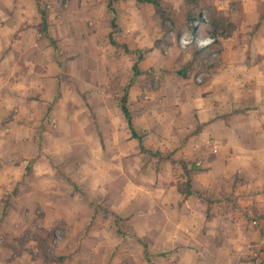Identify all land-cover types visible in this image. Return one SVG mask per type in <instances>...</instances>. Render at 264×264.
<instances>
[{
	"label": "rangeland",
	"instance_id": "obj_1",
	"mask_svg": "<svg viewBox=\"0 0 264 264\" xmlns=\"http://www.w3.org/2000/svg\"><path fill=\"white\" fill-rule=\"evenodd\" d=\"M38 1L49 15L48 36L41 31L37 0H0V28L14 29L11 44H0V96L8 92L0 113V161L22 175L20 184L0 194V264H149L138 238L148 243L156 264H201L193 257V223L183 207L193 197L181 193L184 169L141 153L120 102L133 81L129 104L145 145L176 152V161L201 169L193 175L203 172L205 159L186 146L202 129L198 121L200 131L191 130L195 112L232 111L221 117L227 124L249 117L240 100L251 90L249 105L258 103L260 87L245 75H258L253 63L260 57L251 41L261 22L246 19L241 0H199L206 22L193 34L185 0H163L173 18L167 21L153 5L118 0L114 37L133 51H148L142 75L135 77V56L110 41V0ZM209 7L227 28H214ZM260 12L264 20V2ZM185 67L188 75L182 76ZM18 74L28 81L15 79ZM23 86L29 87V101L37 102L30 113L18 99ZM92 137L95 147L88 144ZM214 140L213 148L220 149ZM255 191L219 201L206 190L194 196L203 202L209 197L228 215L238 213L235 204L252 201ZM90 201L118 214L120 225ZM245 247L237 264H264V241Z\"/></svg>",
	"mask_w": 264,
	"mask_h": 264
},
{
	"label": "crops",
	"instance_id": "obj_2",
	"mask_svg": "<svg viewBox=\"0 0 264 264\" xmlns=\"http://www.w3.org/2000/svg\"><path fill=\"white\" fill-rule=\"evenodd\" d=\"M262 2L264 0H241L246 19L251 24L261 22L259 30L251 41L255 56L260 57L253 63L258 75L256 77L245 75L247 80L250 82L254 80L260 87L257 96L259 98L256 99L258 103L250 106L253 92L251 90L245 91V95L240 100L245 104L241 110L250 115L248 117L244 114L245 117L239 123L230 121L227 124L221 120L223 114H229L232 111L225 113L218 109L196 111L197 120L191 130L196 132L199 123L202 129L199 134L196 132L186 145L188 153L192 151L193 147V154H201L205 159L203 172L193 175L195 191L206 190L211 193L212 199L216 201L226 198L238 199L242 190L255 189L257 193L252 201L241 205L235 204V210L238 213L231 212L228 215L220 211L223 210V207H220V204L212 203L214 201L209 197L207 202H203L193 195L184 203V210L188 214L187 219L193 223V245L191 244L193 257L196 258V262L201 264H237L248 243L264 241L261 229L264 228V195L260 193L264 189V49L260 48L264 45V20H261L263 16L260 12ZM7 25L0 28L2 47H6L8 43L11 44L8 36L14 32V29L9 27L10 24ZM12 46L15 47L16 44H12ZM6 60L7 58L1 63L3 66ZM2 70L6 71L5 66ZM14 78L20 81H28L26 75L22 74L15 75ZM6 84H8L7 81H5L4 86ZM20 92L21 98L18 99L25 103L24 107L29 113L34 111L37 108V102L29 101L31 94L29 87H20ZM7 95L8 92H5L4 98L2 95L0 96V113L4 111L3 102ZM245 107L247 109H244ZM35 137L36 135L33 133L31 141ZM214 138V142H219L220 149L215 150L213 148L214 143L211 140ZM4 143L5 141H0V146H4ZM88 144L95 147L97 139L92 137ZM0 162L3 163L0 166V194H3L15 188L21 181L22 175H14L16 174L14 171L16 167L11 163ZM177 197L183 200L181 197ZM241 209L245 214L254 216L253 220H246L240 212ZM255 220L260 224L258 229H254Z\"/></svg>",
	"mask_w": 264,
	"mask_h": 264
},
{
	"label": "trees",
	"instance_id": "obj_3",
	"mask_svg": "<svg viewBox=\"0 0 264 264\" xmlns=\"http://www.w3.org/2000/svg\"><path fill=\"white\" fill-rule=\"evenodd\" d=\"M116 1H118V0H110V3H109L110 10L114 14V17L112 19V24H111L113 32L109 36L110 41H111V44L113 46H115L116 48H122L125 50V52L127 54H131V55L135 56V63L133 66V72H134V76L138 77V76L142 75L140 64L146 58L148 51H141V50L133 51L128 45L119 43L116 40V38L114 37L115 32H117L119 29V27L117 25L116 10L113 8V5ZM136 2L139 4L153 5L154 8L156 9L157 16L160 17L163 21L173 20L172 14L169 11V9H167L165 7L163 0H136ZM37 7H38V11H39L40 16H41V31L45 35L48 36L49 29H50L49 20H48L49 15H48L47 11L41 7L38 0H37ZM203 9L204 8L201 6L199 0H185L186 24H187L188 28L191 30V32H193V34L196 33L197 26L199 24L206 22V19L203 17ZM208 13H209V17H210L209 22L214 26L215 29L219 30V29L227 28V24L225 23L224 17L221 14H219L216 9L209 7ZM188 71H189V69L187 67H185L182 71H180V74L182 76H187ZM132 86H133V81L127 86L125 93H124V96L121 98V102H120V110H121V112H122V114L126 120V124H127L129 131H130L132 139L138 141L139 146H140V151L142 154L149 155L151 158L157 159L160 162L170 161V162H178L181 164V166L184 169L185 177H186V185H185L186 189L184 191H181V193L185 196V198H188V197L196 195V194H200L197 191H195L194 186H193V173L201 171L200 168H198L197 166H195L193 164L191 167H189L188 163L184 160L176 161V159L174 158L176 152L164 154L162 151H153L152 149L148 148L145 145L144 136L141 135L135 127L134 115H133V112H132V110L130 108V104H129L130 88ZM235 113H238V112H235ZM198 131H200V128H198ZM30 170H31V166L28 165L26 167V173L24 175V179L28 176ZM71 184L74 186L75 191L77 193H79L85 197L87 196L86 193L83 190H81L77 184H75V183H71ZM17 189L15 190V194L18 193ZM90 204H92L96 210L101 209L103 211L110 213L114 217L115 224L117 226L120 225V221L122 219L118 214H116L115 212H113L109 209H104L100 205H97L93 202H91ZM138 241L143 245L144 255H145V259L147 260V262L149 264H156L152 259V254H151V251L149 249L148 243L145 242L144 240H142L141 238H138Z\"/></svg>",
	"mask_w": 264,
	"mask_h": 264
}]
</instances>
